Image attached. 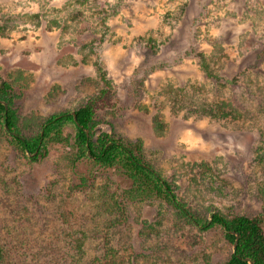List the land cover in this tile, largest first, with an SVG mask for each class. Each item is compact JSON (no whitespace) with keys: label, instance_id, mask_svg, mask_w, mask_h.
<instances>
[{"label":"rangeland","instance_id":"1","mask_svg":"<svg viewBox=\"0 0 264 264\" xmlns=\"http://www.w3.org/2000/svg\"><path fill=\"white\" fill-rule=\"evenodd\" d=\"M263 44L264 0H0V77L13 89L20 119L36 122L72 113L104 88L99 66L114 86L116 106L97 112L94 137L108 135L129 145L202 220L214 212L253 216L262 211L264 62L259 70L249 69ZM202 62L229 83L240 82L215 84ZM138 68L150 71L141 72L140 94L129 97L126 85ZM179 88L181 96L174 97ZM193 99L229 104L233 114L193 117ZM63 136L69 144H50L32 163L1 144L0 170L8 171L12 193L0 206V249L15 243L16 237L7 240L6 234L34 227L33 217L40 216L33 205L48 204L45 234L60 205L73 221L93 219L87 231L101 234L106 211L116 203L133 225L118 244L113 236L112 245L122 250L117 263L221 264L228 259L232 247L220 228L200 231L162 195L131 201V184L119 165L103 172L91 159L72 162L71 129ZM82 179L87 187L78 188ZM5 202L6 208L24 204L31 213L23 206V218L8 219ZM153 227L159 238H143ZM139 229L143 234L137 239ZM27 243L24 249L32 252L33 244Z\"/></svg>","mask_w":264,"mask_h":264},{"label":"trees","instance_id":"2","mask_svg":"<svg viewBox=\"0 0 264 264\" xmlns=\"http://www.w3.org/2000/svg\"><path fill=\"white\" fill-rule=\"evenodd\" d=\"M254 57V67L249 69L251 72H253V69L259 70L260 65L264 62V44ZM201 59L204 61V57ZM201 67L205 71L207 79H213L215 84L233 87L240 82L235 78L232 83H229L225 78L212 74L203 62ZM98 68L97 71L104 88L97 94L90 96L83 103L78 104L73 110L76 120L70 112L54 114L36 122L30 119L21 120L13 107V89L7 81L0 77V101L5 102L8 107L5 113L4 106L0 104V146L1 144H7L10 148L23 154L27 161L36 162L44 156L50 144H69V137L63 136L64 130L69 128L71 129L72 146L76 149L75 158L72 162L91 159L94 165L103 172H108L109 169L119 165L124 171L128 182L130 181L131 190L128 193L134 196L131 201L143 196L148 198L150 193H154L158 197L162 195L178 211L182 220L194 225L200 231H208L215 227L220 228L225 241L231 247L237 239L235 251L232 250L228 259L221 264H249V262L251 264H264V205L261 213L253 216L234 214L225 216L214 212L210 214L207 220L196 218L176 200L170 184L163 180L151 166L144 163L129 145L108 138V135L94 137L97 112L114 109L116 106L114 86L107 78L105 71L99 66ZM144 69L146 72L150 71L149 68ZM144 69H136L129 78L126 85L129 97L140 94V86H142L143 81L141 74ZM182 91L183 89L179 88L178 91H175L174 97L181 96ZM193 101L194 109L191 115L199 119L227 117L226 115L230 111L233 114L232 106L226 103L204 104L205 102L199 99H193ZM154 120L156 121V128H160L161 123L157 118ZM5 124L7 130L4 127ZM137 150H139L138 147ZM7 176L8 171L0 170V206L2 201H7L12 193L11 185L6 179ZM80 186L81 188L87 187L83 179L80 181L78 188ZM5 205L6 202L3 203L2 207ZM21 205V208L24 206L26 214L29 215L31 212L27 210L24 204ZM9 206L11 208L5 206L8 219L17 221L23 218V215L21 216L22 210L18 204ZM47 207L48 204L33 205L32 209L36 208L37 212L35 214L39 215L40 218L33 217L35 225L32 229H21L18 233L6 234L5 238L7 240L9 237L16 238L13 239L15 243L12 247L4 248L5 250L0 249V264H80V262L81 264H122V259L120 263L116 262V258L122 250L114 248L112 239L113 236H117L116 244H118L120 238L123 237L124 239L125 230L129 232L128 227L133 226L132 223L128 222L129 218L126 215L124 206L116 203L109 205V209L106 211L109 217L107 216L103 223L105 225L104 232L101 234H95V231H87V226L92 225L93 219L86 221L82 217V220L73 221L69 216H64L63 209L66 205L57 206L58 212L55 223L52 229L45 234L47 223L43 215H45L44 211L46 212ZM115 209L117 212L114 211ZM37 228L39 230H35ZM140 229L134 235L137 239L140 234H143L140 233ZM151 231L145 234L143 238L150 239L154 236L158 239L160 236L158 229L153 227ZM128 240H131V236L128 237ZM27 242L33 244L32 252L24 249V245H28Z\"/></svg>","mask_w":264,"mask_h":264},{"label":"water","instance_id":"3","mask_svg":"<svg viewBox=\"0 0 264 264\" xmlns=\"http://www.w3.org/2000/svg\"><path fill=\"white\" fill-rule=\"evenodd\" d=\"M0 104L1 105H3L4 106V109H5V113L7 112V110H8V107H7V105H6V103L5 102H3V101H0ZM72 116H73V118H74V120H76L75 119V114L72 112V113H70ZM5 129L7 130V126H6V124H5ZM87 133V132H86ZM43 133L41 132V135H42ZM14 135V134H13ZM236 244H237V239H236V241L234 242V244H233V247H232V250L233 251H235V248H236ZM249 264H251L250 262H249Z\"/></svg>","mask_w":264,"mask_h":264}]
</instances>
